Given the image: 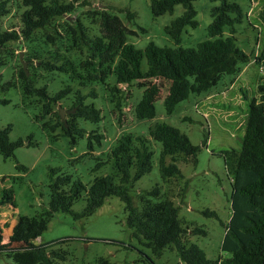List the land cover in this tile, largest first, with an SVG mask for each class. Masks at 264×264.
Masks as SVG:
<instances>
[{"label":"rangeland","instance_id":"rangeland-1","mask_svg":"<svg viewBox=\"0 0 264 264\" xmlns=\"http://www.w3.org/2000/svg\"><path fill=\"white\" fill-rule=\"evenodd\" d=\"M51 0H48V2ZM68 4L71 0H58ZM81 0L80 2H82ZM86 5H75L65 16L55 18L52 23L60 31L55 35L57 42H46L44 31H36L31 41L3 47L0 51V129L10 126L9 141L21 140L14 156L4 159L0 154V205L2 189L11 190L15 210L5 205L0 211L5 213L2 220L11 225L19 217H33L47 208L50 200V171L58 175L70 176L89 187L96 176L114 175L113 160L109 151L117 140L127 134L142 137L148 142L152 153L150 172L139 180L125 186L132 205L140 208L141 198L156 188L158 200H169L178 209V218L189 230L186 237L189 244L197 245L208 260L226 258L221 251L224 228L231 216V177L226 162L232 151L241 148L247 108L258 97L257 86L262 78V67L256 61L264 50V0H239L246 19L236 27L237 46L251 56L248 64L242 65L239 74L225 75L208 91L194 93L188 91L186 98L167 115L163 101L169 82H162L159 99L154 103V118L137 120L134 107L141 99L143 88L137 82L117 85L112 69L114 64L96 62L97 74L106 77L104 81L88 82L77 79L71 73L58 70L44 71L41 60H49L59 65L61 58H69L76 64L86 60L88 55L81 46L68 49L72 43L67 40L64 29L68 23H79L87 38L95 43L100 38L99 13L103 10L121 19L128 30L135 34L127 36V43L143 50L149 43L160 48H196L208 39L207 28L212 21L211 9L218 2L195 0L197 27H186L181 33L179 45L166 33L173 20L183 13L181 5L175 6L172 14L153 17L151 0H86ZM25 8L21 0H9L8 14L2 20V30H18L20 17ZM127 13H133L127 19ZM51 30V29H50ZM224 35L228 31L224 30ZM63 39V40H62ZM21 42V44H20ZM19 48H18V46ZM24 63V70L33 74L35 87H46L49 96H54L66 87L71 92L54 108L62 109L63 121L70 120L75 94L86 96L84 104L92 105L100 111V121L77 119L82 136L73 138L65 135L62 128L51 129L56 122L54 116L41 118V106L35 96L24 95L22 82L17 73ZM61 64V63H60ZM142 69H146L145 60ZM82 76L86 72L78 68ZM194 84L189 77L186 87ZM117 86V90L113 89ZM117 98L120 99L119 107ZM119 116L121 122L119 123ZM169 125L185 135L193 146H199L195 162L179 154H163V146L154 140L151 132L160 125ZM97 136H102L100 139ZM95 137V138H94ZM206 144L202 145L204 138ZM91 143V148H89ZM98 163L103 165L96 168ZM163 167L175 165L179 174L165 177ZM131 170V176L135 174ZM115 181H117L115 179ZM85 207V195L72 206L73 214H81ZM213 212L215 215H211ZM1 217V216H0ZM3 242L7 243L9 232L0 223ZM199 228L205 232L190 233ZM65 240V244L56 245ZM37 244H54L67 253L60 264H100L105 259L108 264H183L175 250L167 247L159 256L140 243L134 230L127 226L125 205L117 197L108 198L91 216L75 218L71 214L56 213L47 230L36 239ZM0 264H14L0 254Z\"/></svg>","mask_w":264,"mask_h":264},{"label":"trees","instance_id":"trees-1","mask_svg":"<svg viewBox=\"0 0 264 264\" xmlns=\"http://www.w3.org/2000/svg\"><path fill=\"white\" fill-rule=\"evenodd\" d=\"M71 0L62 4L58 0H21L25 8L21 14V25L18 30H2V20L8 14L9 0H0V51L3 47L31 41L36 31L43 30L46 42L54 45L55 35L60 31L54 27L52 21L57 17L70 14L75 5H86L87 1ZM195 0H151L150 10L153 17L172 14L175 6L181 5L183 13L165 28L166 33L179 45L184 28H196L197 12L193 6ZM218 2L212 7V21L207 28L208 39L199 43L196 48H160L149 43L143 50L136 49L127 43V36L135 34L128 30L124 23L115 15L103 10L99 13L100 38L91 42L84 33L82 26L76 22L75 26L68 23L65 28L67 40L72 43L67 48L81 46L88 55L86 60L76 64L69 58H61L60 66L49 60H41L44 71L58 70L71 73L77 79L88 82L104 81L106 77L97 74L96 62H110L114 64L112 74L117 85H128L137 82L143 88L141 99L134 107L137 120L154 118V103L159 99L162 82H169L163 105L167 115L172 114L175 107L182 102L188 91L201 93L214 87L225 75L239 74L242 65L250 62L251 56L241 50L236 43L235 31L246 19V14L239 4V0H211ZM133 13H127V19L133 18ZM264 23V15L262 16ZM51 29V30H50ZM228 35H224V30ZM63 40V39H62ZM18 46V44H17ZM19 48V46H18ZM262 67V78L257 86L258 97L253 99L247 108L241 148L232 151L226 167L231 177V216L224 228L221 251L226 258L208 260L205 253L195 244H189L186 237L189 230L178 218V209L171 201L158 200V190L154 188L146 197L141 198L140 208L132 205L125 186L139 180L150 172L152 167V153L148 142L142 137L131 134L121 136L116 145L109 151L108 157L113 160L114 175L96 176L89 187L80 181H73L70 176L58 175L51 170L50 200L47 208L33 217H19L12 229L8 242H3V231L0 228V254L10 258L14 264H60L65 261L67 253L54 244H35V241L46 230L56 213L71 214L75 218L91 216L104 202L111 197H117L125 205L127 212V226L134 230L140 243L159 256L169 247L177 253L183 264H264V50L261 56L255 58ZM145 60L146 69H142ZM61 63V64H60ZM78 68L86 72L82 76ZM22 82L24 95L35 96L41 106V118L54 116L56 122L51 129L62 128L65 135L73 138L82 136L83 130L78 128L77 119L97 123L100 121V111L92 105H85L86 96L80 92L75 94L72 109L74 114L70 120L64 122L59 112L54 108L71 92L66 87L54 96H49L46 87L36 88L33 74H28L24 68L17 73ZM189 77L194 78V84L186 87ZM113 89L117 90V86ZM119 107L120 99L117 98ZM119 116L118 122H121ZM10 126L0 129V154L4 159L14 156L17 148L23 145L21 140L9 141ZM154 140L163 146V154L183 155L189 161L195 162L199 146H193L189 139L176 128L160 125L151 132ZM102 136H97L100 139ZM95 138V137H94ZM204 138L202 145H205ZM91 148V143H89ZM103 165L98 163L96 168ZM135 174L131 176V170ZM163 176L170 177L179 174L175 165L163 167ZM115 179L117 181H115ZM85 195V207L81 214H73L72 206ZM1 205H9L15 210L11 190L2 189ZM211 215H215L213 212ZM190 233L205 232L199 228ZM61 240L56 245L65 244ZM100 264H108L105 259H99Z\"/></svg>","mask_w":264,"mask_h":264},{"label":"crops","instance_id":"crops-1","mask_svg":"<svg viewBox=\"0 0 264 264\" xmlns=\"http://www.w3.org/2000/svg\"><path fill=\"white\" fill-rule=\"evenodd\" d=\"M0 206H1V205H0ZM5 207H9L11 210H13L9 205H5ZM13 211H14V210H13ZM0 216H1V217H0V223L3 225L4 228H6V229L8 230V232H9L8 234H9V236H10L11 233H12V229L14 228V226L16 225L17 222H13L11 225H8L7 222H5V221L2 220V217L5 216V213H2V212L0 211ZM36 242H37V241H35V244H37ZM37 245H38V244H37Z\"/></svg>","mask_w":264,"mask_h":264},{"label":"water","instance_id":"water-1","mask_svg":"<svg viewBox=\"0 0 264 264\" xmlns=\"http://www.w3.org/2000/svg\"><path fill=\"white\" fill-rule=\"evenodd\" d=\"M20 44H21V42H20ZM20 61H21L22 65H23V68H24V63L22 62L21 55H20ZM59 117H60L61 120H63V113H62V109L60 107H59Z\"/></svg>","mask_w":264,"mask_h":264}]
</instances>
